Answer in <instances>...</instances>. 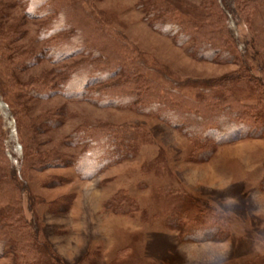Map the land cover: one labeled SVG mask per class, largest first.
<instances>
[{
    "label": "rangeland",
    "instance_id": "374dc122",
    "mask_svg": "<svg viewBox=\"0 0 264 264\" xmlns=\"http://www.w3.org/2000/svg\"><path fill=\"white\" fill-rule=\"evenodd\" d=\"M70 1L48 0L51 10L31 19L15 0H0V56L9 58L15 50L27 48L38 55L43 48L68 43L63 39L67 29L53 33L48 40H38L44 29L58 20L62 9L74 18L72 33L67 34L82 29L88 32L89 26L98 25L128 44L130 56L137 58L145 74L162 88L195 99L199 91L247 65L264 90V0H252L254 3L245 7L240 1L234 3L236 31L245 53L229 64L193 58L185 46H177L172 38L148 25L134 0H72L77 2L68 8ZM158 1L177 20H194L196 14H205L204 0ZM210 21L206 23H214ZM89 39L98 46L94 38ZM81 60L77 56L55 65L39 57L29 67H22L21 56L0 62V97L12 102L13 117L20 123L19 139L27 145L24 148H30L36 135L35 140L41 142L37 146L40 157L50 153L61 157L59 164H33L36 156L23 150L20 171L26 185L10 197L13 200L0 194V213L12 200L26 222L28 238L35 245L46 246L59 264H264V132L257 139H229L198 158L193 153L194 143L178 130L124 105L69 100L58 93L57 86L47 89L45 93L53 92L45 98L19 96L23 89L19 84L35 88L34 80H50L52 74L56 79L54 70L64 72ZM242 96L251 99L247 93ZM174 110L186 120L193 119L187 109ZM46 115L53 117V127L34 134L30 125ZM173 119L182 122L179 115ZM95 124L125 127L133 135L144 136L135 140L132 157H123L91 178L80 179L73 165L80 148L71 145V135L81 126ZM89 157L97 160L94 153ZM5 159L0 164V182L3 169L11 167ZM169 200L203 202L218 216L215 223L226 235L217 237L220 230L211 229L207 236L204 232L206 240H184L166 223ZM3 253L0 264H14L11 245Z\"/></svg>",
    "mask_w": 264,
    "mask_h": 264
},
{
    "label": "trees",
    "instance_id": "16d2710c",
    "mask_svg": "<svg viewBox=\"0 0 264 264\" xmlns=\"http://www.w3.org/2000/svg\"><path fill=\"white\" fill-rule=\"evenodd\" d=\"M47 1L15 0L31 19L41 17L42 14L39 12L45 14V11L51 10L50 3L46 5ZM238 1L244 7L254 3L252 0H214V3L210 4L204 0L202 8L205 9V14L202 16L196 14L194 20H177L169 16L168 10L158 0H134V6L143 12V20L156 32L172 38L177 46H185L187 52L196 60L229 64L238 56L242 58L245 53V45L239 40L234 19L233 6ZM74 2L77 1L71 0L68 8H73ZM253 6L257 8L259 4ZM254 10L253 8L252 11ZM1 19L3 16L0 12V26ZM73 20L74 18H69L67 12L61 9L58 20L49 27L51 29H44L38 38L42 41L48 40L54 36L53 33H61L62 30L67 29L65 34L63 32V39L68 43L64 45L57 44L47 49L43 48L38 55L32 52V48H27L21 49L18 53L15 50L14 55L9 58L0 56V62L8 63L14 61L16 56H21L22 67L35 64L39 57H45L55 65L73 57H82V60L71 69L64 72L63 69L54 70L52 73L57 75L56 79L52 74L53 80L52 78L48 80L46 77L34 80L35 88L27 89L19 84L20 88H23L21 92L19 91V96L31 99L45 98L50 96L53 90H49L48 93L45 91L57 86L58 93L69 100L88 101L98 106L124 105L126 109L132 108L140 114L159 119L178 130L194 143L193 153L198 158L208 155L215 146L228 143L229 139L245 137L257 139L263 134V84L250 72L247 65L241 67L237 73L225 75L223 81L217 85L199 91L197 98H190L180 91L162 88L152 81L145 74L143 64L137 58L130 56L128 44L108 34L98 25L87 27L90 29L88 32L82 29L81 33L76 31L71 35L67 34L66 31L72 29L70 24L74 22ZM209 20L214 23H206ZM89 37L94 38L98 46L92 44L93 41ZM0 46L2 47L1 44ZM208 46L213 47L207 52L205 48ZM11 78L18 84L15 76ZM249 86L253 87L252 90ZM244 93H247L251 99H243ZM111 98L120 102H110ZM5 99L0 97V164L6 158L11 167L7 171L3 169L0 194H3L2 198H10L26 185L20 171L24 163L23 150L26 155L36 156L33 164H59L61 157L55 153L40 157L37 146L41 142L35 140L36 135L31 138L33 141L30 148H24L27 145L22 143L21 138L19 139L20 123L13 117L10 107L12 102L10 99ZM178 107L187 109L193 119L186 120L184 114L175 112L174 108ZM177 115L182 121L179 124L173 119ZM53 121L52 116H42L36 123L32 122L30 125L32 128L29 126L27 128L34 134L44 133L47 128L53 127ZM142 136L144 135L137 136L136 133L133 135L125 127L99 124L79 127L71 135V145L80 148V153L73 162L77 176L80 179H89L123 157H132V153L136 151L135 140L138 137L141 139ZM91 153L96 154L97 160L90 159ZM12 200L7 201V206L3 207L0 213V256L4 254L6 246L11 245L14 264H59L46 246L35 245L28 238L26 222ZM171 201L173 200H169L166 206V223L169 227L178 230L184 240L189 242L206 240L204 232L207 236L211 229L220 230V235L217 237L226 235L225 230L220 229L219 224L215 223L218 216L203 202L173 201V203Z\"/></svg>",
    "mask_w": 264,
    "mask_h": 264
}]
</instances>
